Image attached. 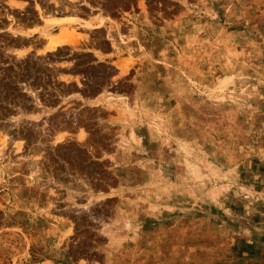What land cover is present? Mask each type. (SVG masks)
Wrapping results in <instances>:
<instances>
[{"label": "rangeland", "instance_id": "rangeland-1", "mask_svg": "<svg viewBox=\"0 0 264 264\" xmlns=\"http://www.w3.org/2000/svg\"><path fill=\"white\" fill-rule=\"evenodd\" d=\"M0 264H264V0H0Z\"/></svg>", "mask_w": 264, "mask_h": 264}, {"label": "crops", "instance_id": "crops-1", "mask_svg": "<svg viewBox=\"0 0 264 264\" xmlns=\"http://www.w3.org/2000/svg\"><path fill=\"white\" fill-rule=\"evenodd\" d=\"M134 6L136 9L139 8V6L137 4H135ZM135 15L140 16V13L136 12ZM112 19L113 20H115V19L116 20H125V17L122 15H119L116 18H112ZM88 21L91 22L92 24H94V22L96 20L94 19V17H92ZM88 21L85 20L84 22H88ZM154 21L158 22L157 19H154ZM122 25L125 27V32H126L124 35H122L124 38L131 36L132 30L134 28H136L134 25H131L132 27L134 26L133 28L129 27L128 25H126L124 23ZM153 26H156V25H153ZM94 29H97V28H95V26L92 27L91 32L94 31ZM136 29H134V30H136ZM13 30L15 31V34L12 35V38L17 40L16 43L19 44L18 46L22 45V47L16 49V51H18L19 53H22L23 56L33 54L35 56L40 57V56L47 55V54L51 53L47 50L48 40L40 41L39 38L37 37V33H39V32L34 31L32 27L15 28ZM114 32H112V36H110L113 39V43L110 44V42L108 40L109 38L105 35L103 38L104 39L103 44L94 45V49H92V50L87 49L88 52L91 54V56L96 59V61L104 62V63H107L110 65L112 62H114L113 57L115 55L116 47L120 48V50L122 51V47L118 44V37L115 34L116 32L115 33ZM57 34L58 33H54V35H57ZM92 46H93V43H92ZM129 46H130L129 51H131L132 45H130V43H129ZM98 54L102 58H98L97 57ZM125 59H126V57H125ZM116 74H118L117 69H116ZM94 99H95V97L90 98L91 101H94Z\"/></svg>", "mask_w": 264, "mask_h": 264}, {"label": "bare ground", "instance_id": "bare-ground-1", "mask_svg": "<svg viewBox=\"0 0 264 264\" xmlns=\"http://www.w3.org/2000/svg\"><path fill=\"white\" fill-rule=\"evenodd\" d=\"M66 37H67V35L65 36V35L60 34L57 37L50 39V44L48 46L50 51H55L60 46L67 44V43H70V40H68L69 38H66Z\"/></svg>", "mask_w": 264, "mask_h": 264}]
</instances>
